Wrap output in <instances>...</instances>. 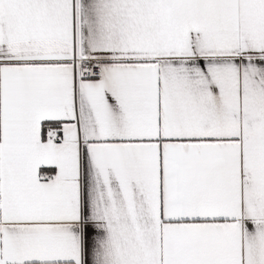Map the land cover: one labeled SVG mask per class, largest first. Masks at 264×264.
Instances as JSON below:
<instances>
[{
    "label": "snow or ice",
    "instance_id": "snow-or-ice-1",
    "mask_svg": "<svg viewBox=\"0 0 264 264\" xmlns=\"http://www.w3.org/2000/svg\"><path fill=\"white\" fill-rule=\"evenodd\" d=\"M0 264H264V0H0Z\"/></svg>",
    "mask_w": 264,
    "mask_h": 264
}]
</instances>
